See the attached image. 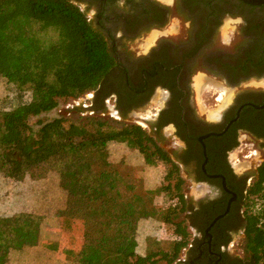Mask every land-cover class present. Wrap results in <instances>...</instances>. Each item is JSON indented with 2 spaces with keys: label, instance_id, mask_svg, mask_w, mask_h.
Wrapping results in <instances>:
<instances>
[{
  "label": "trees",
  "instance_id": "16d2710c",
  "mask_svg": "<svg viewBox=\"0 0 264 264\" xmlns=\"http://www.w3.org/2000/svg\"><path fill=\"white\" fill-rule=\"evenodd\" d=\"M78 2L0 0V39L11 36L24 43L21 48L0 43V78L18 96L30 95L27 102L0 108V176L17 186L31 182L36 187L47 182L39 174L46 166L59 175L64 203L55 211L56 217L68 234L81 228V246L78 250L61 249L55 243L45 246L63 251L71 264H174L192 238L186 220H181L187 211L185 181L180 167L145 129L110 121L95 111L94 116L76 122L61 117L39 122L37 128L31 123L57 109L61 100H78L100 89L114 66L105 38ZM50 32L55 40H44ZM114 143L138 151L148 167L168 168L167 184L161 187L168 207L154 206L155 191L145 187L133 167L111 161L109 147ZM81 158L88 166L85 173L72 174L70 183L62 181ZM79 174L92 176L95 184H78ZM78 194L87 196L80 200ZM43 197L35 192L21 201L5 202L0 211V264H9L12 252L36 242L43 215L30 206L43 204ZM145 213L172 228L169 251L138 254L139 224L150 218H140L136 226L131 219ZM245 220V249L254 264H264V163L250 187ZM89 251L96 255L94 261L83 258Z\"/></svg>",
  "mask_w": 264,
  "mask_h": 264
},
{
  "label": "flooded vegetation",
  "instance_id": "af4514ba",
  "mask_svg": "<svg viewBox=\"0 0 264 264\" xmlns=\"http://www.w3.org/2000/svg\"><path fill=\"white\" fill-rule=\"evenodd\" d=\"M78 3L105 38L114 63L92 92L93 111H113L125 124L142 121L180 167L187 201L183 215L192 238L178 264H254L239 241L246 240V200L264 163V5L241 0ZM226 18H240L241 24L222 46ZM195 73L203 74L197 95L209 94L207 101L220 107L216 114L208 115L198 97L194 100ZM169 138L176 140L172 149L165 146ZM236 154H245L241 158L250 165L240 168Z\"/></svg>",
  "mask_w": 264,
  "mask_h": 264
},
{
  "label": "rangeland",
  "instance_id": "374dc122",
  "mask_svg": "<svg viewBox=\"0 0 264 264\" xmlns=\"http://www.w3.org/2000/svg\"><path fill=\"white\" fill-rule=\"evenodd\" d=\"M162 2H169L170 0H160ZM92 16V13L89 14ZM224 26L220 34V42L223 46L224 42L232 40L240 28L241 19L240 18H231L224 20ZM153 35V34H152ZM153 37V36H151ZM149 37V38H151ZM44 40L54 41L55 33L50 32L44 35ZM148 38V39H149ZM147 39V40H148ZM0 43H3L7 47L21 48L24 46V43L19 42L11 36H4L0 39ZM132 49L136 50L137 47L134 45ZM203 74L195 73L190 82L191 92L193 98L198 97L201 105L205 106L208 111V115H213L218 112L220 107L214 106L213 102L207 101L209 94H206L203 90L201 94L197 95L198 92V78H202ZM196 95V96H195ZM158 96V95H157ZM156 96V97H157ZM156 97L153 99L155 102ZM30 99V95L26 94L23 97L16 94V90L13 86H9L5 80L0 78V108L10 107L18 102H27ZM92 93L78 99V100H61L57 109L54 111L44 114L38 118L32 119L31 123L34 127H38V123L49 122L56 118L64 117L70 121L76 122L80 119L86 117L94 116V111L92 108ZM158 106L150 105L147 112H153L152 107ZM102 118L108 119L110 121H116L117 116L113 111H106L105 114H100ZM125 124V123H124ZM127 124L138 125L147 131V127L142 123L133 118L130 119ZM175 139L169 138L166 141L165 146L169 149L174 147ZM111 161L115 164L124 163L130 167H133L136 170L137 175L144 181L145 187L148 190L155 191L154 197V206L158 209H165L169 205L167 197L162 190L164 184L165 176L168 172L163 164H159L157 167H148L145 165L142 155L138 151L131 150L124 144H111L109 147ZM245 154H236L234 158L239 159V167L247 168L250 165L249 159H242L241 156ZM86 168H88L87 163L84 159H80L77 163L71 165L66 173L62 176V181L70 183V176L78 173H85ZM39 174L44 176V180L47 181L44 184H38L36 187L30 184H19L18 186L13 184L11 180H6L0 176V211L5 207L4 204L9 199L15 200H24L26 194L37 192L44 195L42 198L43 204H37L36 206H30V210H35L37 213L40 212L43 215V222L38 228L37 236L35 237L36 242L34 245L29 247V249H24L23 252H13L10 255L9 264H71L69 259L65 256L63 251L55 252L46 248V243H55L60 245V248L68 247L71 249L78 250L81 246V228L74 230L72 233L68 234L64 232L61 228V222L57 219L55 211L62 207L64 203V193L60 189V178L59 175L50 170L48 166L41 170ZM42 179V180H43ZM43 180V181H44ZM80 184H95L94 178L92 176H82L79 174L76 182ZM78 183V184H79ZM185 187V186H184ZM87 194H78L77 198L82 200L85 199ZM31 205V204H30ZM42 205V207H41ZM2 213V212H0ZM39 214V213H38ZM148 217L150 219L142 220L139 224L138 229V254L146 255L150 252L157 253V251L167 252L171 249L172 242L174 241V236L172 235V228L163 224L161 221L151 218L152 214H136L132 217L133 225L136 226L140 218ZM184 216L181 217V220ZM190 231V230H189ZM191 232V231H190ZM33 239V238H32ZM239 248L245 249L246 240L244 238L239 241ZM183 255V252L180 256ZM159 257H161L159 255ZM85 260L94 261L96 255L92 251H89L83 255ZM158 264H167L165 261H160ZM178 264V262L174 263Z\"/></svg>",
  "mask_w": 264,
  "mask_h": 264
},
{
  "label": "water",
  "instance_id": "95a60500",
  "mask_svg": "<svg viewBox=\"0 0 264 264\" xmlns=\"http://www.w3.org/2000/svg\"><path fill=\"white\" fill-rule=\"evenodd\" d=\"M97 1H109V0H97ZM242 2L251 6H262L264 5V0H241Z\"/></svg>",
  "mask_w": 264,
  "mask_h": 264
},
{
  "label": "crops",
  "instance_id": "0c3cea01",
  "mask_svg": "<svg viewBox=\"0 0 264 264\" xmlns=\"http://www.w3.org/2000/svg\"><path fill=\"white\" fill-rule=\"evenodd\" d=\"M27 249H29V248H27ZM30 250V249H29ZM24 250H22V251H17V252H23ZM15 252V251H14ZM13 253V252H12Z\"/></svg>",
  "mask_w": 264,
  "mask_h": 264
}]
</instances>
